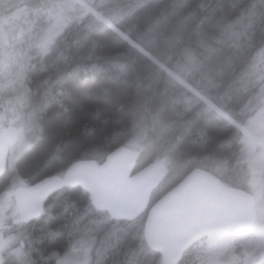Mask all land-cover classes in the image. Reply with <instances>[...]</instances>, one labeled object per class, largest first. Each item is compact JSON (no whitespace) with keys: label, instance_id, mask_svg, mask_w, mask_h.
Returning <instances> with one entry per match:
<instances>
[{"label":"trees","instance_id":"trees-1","mask_svg":"<svg viewBox=\"0 0 264 264\" xmlns=\"http://www.w3.org/2000/svg\"><path fill=\"white\" fill-rule=\"evenodd\" d=\"M103 2L90 1V11L60 31L49 52H31L21 101L37 130L0 186L10 172L33 184L62 176L77 160L100 163L124 147L146 155L134 171L151 163L165 168L156 200L193 168L250 191V171L237 157L252 114L242 109L261 84L252 64L264 49V0H112L98 11ZM47 5L24 3L38 13ZM146 212L116 221L94 208L81 188H61L39 215L47 224L30 221L32 231H24L36 243L23 238L24 264L36 257L52 264L63 247L81 245L85 237L95 241L114 224L129 234L107 243L100 264L112 256L116 264H163L143 239ZM95 220L104 224L99 231ZM202 241L178 264H188ZM89 257L98 260L91 249Z\"/></svg>","mask_w":264,"mask_h":264},{"label":"rangeland","instance_id":"rangeland-1","mask_svg":"<svg viewBox=\"0 0 264 264\" xmlns=\"http://www.w3.org/2000/svg\"><path fill=\"white\" fill-rule=\"evenodd\" d=\"M25 1L27 0H0V135L7 129H13L18 131L20 136L9 146L5 171L15 168L17 160L29 148L30 139L35 138L37 130V126L35 128L30 119L31 111L21 101L23 94L28 91L24 72L30 61L31 52L34 50L41 54L49 52L53 42L59 38L60 31L66 30L70 27L69 23L77 21L89 12L88 3L93 0H45L48 5L41 13L26 10ZM111 2L112 0H104L101 5L98 4L97 7L100 6L98 11L109 6ZM252 67L261 84L242 109L243 113L252 114L244 127L243 146L237 160L245 164L250 171L249 190L256 205L257 220L253 229L248 231L208 236L205 241L195 246L188 264H264V49L258 54ZM169 73L174 75L171 71ZM135 147L138 149V144ZM134 155V159L137 160L146 158L145 153H141L140 157L137 153ZM155 165L165 169L161 164ZM29 184L23 176L13 177L12 172L6 176L5 189L0 194V213H6L10 221L6 228L0 230L7 229L9 233L0 239V244L16 243L21 238L22 242L31 240L34 245V238H25V226H19L14 201L17 192ZM168 185L170 181L165 184ZM13 222L17 225L12 224ZM93 223L99 228L97 231L104 225L103 222L98 223L96 220ZM12 226L13 229H10ZM125 233L129 234V229L114 224L103 236L98 235L95 241L85 237L86 242L71 245L67 251L55 255L54 264H100L108 253L107 243H113V239H117L116 234ZM66 234L70 236L69 229L66 230ZM76 234L77 232L71 233L72 238H75ZM87 235L90 236V233ZM90 249L92 255L98 258L95 262H90ZM9 256L5 254V257L12 258ZM23 256V248L22 251L19 248L15 249L13 258L21 259V263L24 264ZM109 263H115L113 256L111 260L106 258L103 262ZM25 264H29V260ZM32 264H44V260L40 263L36 257Z\"/></svg>","mask_w":264,"mask_h":264},{"label":"water","instance_id":"water-1","mask_svg":"<svg viewBox=\"0 0 264 264\" xmlns=\"http://www.w3.org/2000/svg\"><path fill=\"white\" fill-rule=\"evenodd\" d=\"M17 132L0 135V177L6 168L9 145ZM136 160L127 148L112 151L104 161L77 160L64 177H45L17 192L19 221L37 218L47 198L64 187L81 188L91 204L118 221L146 217L143 236L163 264H178L182 255L208 236L251 230L257 220L254 199L246 190L225 185L210 172L193 168L149 208L151 192L165 172L148 164L134 172Z\"/></svg>","mask_w":264,"mask_h":264},{"label":"flooded vegetation","instance_id":"flooded-vegetation-1","mask_svg":"<svg viewBox=\"0 0 264 264\" xmlns=\"http://www.w3.org/2000/svg\"><path fill=\"white\" fill-rule=\"evenodd\" d=\"M19 134V133H18ZM20 136L18 135V138H19ZM17 138V139H18ZM65 175V173L62 175V176H64ZM4 186V184H2L1 186H0V194L4 191V189H5V187H3ZM158 186H160V185H158ZM157 186V187H158ZM174 186V185H173ZM172 186V187H173ZM156 187V188H157ZM171 187V188H172ZM169 188V187H168ZM168 188H166L165 190H163L161 193H160V195H164L169 189ZM154 190H156V189H154ZM153 190V191H154ZM152 191V192H153ZM154 193L155 192H153V193H151L152 195H151V202L153 201V196H154ZM154 200H156V199H154ZM43 211V210H42ZM42 213V212H41ZM82 214V213H81ZM41 215V214H40ZM39 219H41V222H42V225L41 226H43V225H45V224H47V222L45 221V219L43 218V217H37V218H35V219H33V220H31V221H36V220H39ZM10 221V219H9V217H7L6 216V213H0V228H6V224H8V222ZM3 222H6V223H3ZM18 222H19V226L21 225V226H25V229H24V231L26 232V234H27V231H26V229H29L28 230V232L29 231H32V229H31V227L30 226H32V224L30 223V222H27V223H21L19 220H18ZM12 224H14V225H17V223L16 222H13ZM20 226V227H21ZM13 227L14 226H12V227H10V229H13ZM16 227V226H15ZM7 230V229H6ZM6 230H0V239L3 237V236H6L9 232H7ZM35 231L33 230V233H34ZM36 235V233L34 234V236ZM19 237H21L20 235H19ZM6 238V237H5ZM4 238V239H5ZM32 244V246H34L36 243H34V245H33V243H31ZM14 245H15V247H14ZM28 246V243L27 242H22L21 241V238H20V241H18V242H16V243H13V242H6V243H1L0 244V264H22L21 263V259H19V258H13V253H14V251H15V249H17V248H19L21 251H22V248L23 249H25V247H27ZM66 248L65 247H63V251L65 252L66 250H65ZM9 254L10 256L9 257H12V258H7V257H5V254ZM50 263V262H49ZM51 264V263H50ZM52 264H54V262H52Z\"/></svg>","mask_w":264,"mask_h":264},{"label":"bare ground","instance_id":"bare-ground-1","mask_svg":"<svg viewBox=\"0 0 264 264\" xmlns=\"http://www.w3.org/2000/svg\"><path fill=\"white\" fill-rule=\"evenodd\" d=\"M135 167H136V164H135Z\"/></svg>","mask_w":264,"mask_h":264}]
</instances>
